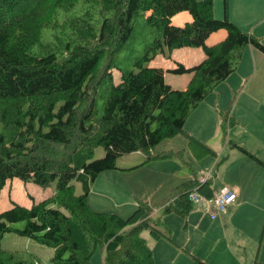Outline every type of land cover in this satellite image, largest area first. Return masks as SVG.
Wrapping results in <instances>:
<instances>
[{"label":"trees","instance_id":"1","mask_svg":"<svg viewBox=\"0 0 264 264\" xmlns=\"http://www.w3.org/2000/svg\"><path fill=\"white\" fill-rule=\"evenodd\" d=\"M79 2L0 0V199L15 179L43 189L58 181L54 196L0 212V264H39L34 255L25 259L5 249L7 234L53 248L51 264H94L98 249L103 264H156L143 233L149 230L156 241H173L160 229L162 220H154L156 209L188 218L194 209L190 194L196 190L211 198L212 182L201 183L190 167V180L154 205L140 200L127 218L93 210L92 184L100 174L117 170L119 158L128 154H145L140 166L179 158L182 152L157 151L178 135L188 138L197 158L216 156L187 132V121L236 71L247 47L264 54L262 40L229 19L228 0L222 19L215 17L214 0H85L98 9L99 30L90 10L70 15ZM182 12L190 13L192 21L173 25L172 18ZM140 17L153 38L138 55L129 43L136 38ZM220 30L227 32L226 38L207 45ZM165 48H201L205 53L198 65L177 63L169 70L192 75L185 90L168 85L163 68L145 67ZM124 50L130 54L127 65L120 59ZM114 70L120 72L117 85ZM101 94L104 112L98 117ZM232 146L264 167L240 146ZM99 147L105 156L94 160ZM75 181L82 184V195L76 194ZM19 223L22 227L13 226ZM194 258L196 264H207Z\"/></svg>","mask_w":264,"mask_h":264},{"label":"rangeland","instance_id":"2","mask_svg":"<svg viewBox=\"0 0 264 264\" xmlns=\"http://www.w3.org/2000/svg\"><path fill=\"white\" fill-rule=\"evenodd\" d=\"M84 1L85 0H80L71 11L70 15H80L90 10L94 14L93 20L99 30L102 20L98 15V9L91 6L93 2L86 4ZM216 8V12H221L223 4L216 3ZM216 18L222 19L223 16L220 14L219 18ZM260 21L264 22V18ZM136 25V38L130 41L129 47L131 44L135 45L138 49V55H141L144 51L145 44L152 40L153 35L151 33L152 29L146 25L144 18L140 17L137 20ZM252 26L257 28L258 24H252ZM262 30H264V25L261 30L257 29V31ZM249 33L255 35L254 29ZM260 40L264 43V38H260ZM178 50L179 49L170 51L165 48V53L159 54L153 61L147 63L145 67H166L165 63L167 60H170L171 53L175 52L174 54H179L177 53L179 52ZM201 52L204 51L202 50ZM182 55L184 56L185 54L182 53ZM120 56L123 64L127 65L130 63V54L127 50H124ZM136 71H138V69H136ZM259 74H264V70H260ZM113 75L114 84H119L120 72L114 70ZM246 86L248 88L247 91L250 94H255L256 98L261 103H264V76L262 78L256 76L253 77L252 80H249L242 77L239 71L229 79V81L215 89V91L207 97V100L203 101L201 103L202 105L199 106L201 109L205 110L216 106H220L223 111L228 110L229 108L233 110L236 107V102L240 100V92ZM98 102L97 116L99 117L102 116L104 112V99L102 98V94L101 99H99ZM225 112H228L227 120H223V117L222 120H219L218 130L215 136L199 129L205 136L207 134L210 136L208 137L206 144L216 152V156L197 158L193 150L189 147V141L185 135H178L172 139L165 140L157 147V151L170 150L174 147V149H176L175 151L182 152L179 158L168 160L171 163L165 162L160 163L159 165L151 163L139 166V164H142L144 161L146 157L145 154L137 152L122 156L117 162V170H112L110 172L107 171L100 174L92 184L89 203L93 210L100 213L117 214L123 218H127L134 213L138 207L137 199H139V201L142 200L143 195L151 197L150 205H154L170 194L169 192L173 185L177 183H180L179 185H181L191 179L193 173L190 167H193L198 173H203V170H205L206 172L202 174L205 177H208L209 173L212 172L213 175L211 176L215 177L214 180H216L217 172L219 171V173H221L226 165L228 160L227 154L233 151V148L227 141L229 132L232 128V122L230 121L232 111ZM251 125L252 128L264 131V114L253 117ZM233 154L240 153L235 151ZM104 156L105 149L99 147L96 150L94 160L101 159ZM242 158L248 160L245 156ZM247 163L258 167V170L261 171L259 165H256L251 161H247ZM105 174H122V179H110L109 184L116 188L114 197L109 193H105L110 199L108 200L107 205H101V188H104L102 183L104 182ZM17 183L18 182L13 183L12 186L13 191L14 187L16 189L15 194L13 195L10 193L12 196H17L16 198H18L19 190L16 186ZM57 184L58 181H55L50 187L43 189L35 184L28 183L26 185L28 190H26L25 194L29 197L32 196L34 201L40 202L55 195ZM73 184L75 186L76 194L82 195V184L77 181L73 182ZM5 198L10 200L11 197L8 194V197L5 195ZM33 198L31 199L33 200ZM230 208H228L226 212H220L213 204L207 205L206 210L194 206V209L188 218L178 214L165 215L162 213V209H156L153 215L154 220H162L164 224L160 225V229L164 232H169L173 241L171 242L163 239L158 243L151 237L149 230L143 233L144 238H147L150 244L155 243L159 246V248H155L154 250L155 263L196 264L194 257H197L207 264H253L256 261L264 264L263 212L256 214V216L254 215L255 218L254 216L252 217L254 221L249 223L247 221L248 216L246 211L239 212L232 216L234 209L229 212ZM13 226L20 228L22 227V224L19 223ZM167 228H169L170 231ZM3 247L7 250L16 252L25 259L34 255L39 264H51V259L54 256L53 248L39 245L28 238L20 237L16 234H7L3 239ZM93 263L103 264L102 252L100 249L96 251Z\"/></svg>","mask_w":264,"mask_h":264},{"label":"crops","instance_id":"3","mask_svg":"<svg viewBox=\"0 0 264 264\" xmlns=\"http://www.w3.org/2000/svg\"><path fill=\"white\" fill-rule=\"evenodd\" d=\"M214 2H215V16L219 18L221 14L224 17L225 15L224 0H217V2L216 0H214ZM216 3L223 4V8L221 12L219 11V13L216 12L217 9ZM228 9H229L228 10L229 19L233 23H235L241 30L245 32H250L252 31V29H254V34L257 36V38L258 37L259 39L264 38V30L257 31V29L261 30L264 25V22L260 21L261 19L264 18V0H228ZM191 21H192V16L188 12H182L172 18V24L180 27L184 26L185 24ZM252 24H258V27L254 28ZM226 36H227V32L225 30L217 31L208 38L207 45L209 46L215 45L223 41L226 38ZM178 51L179 52L177 53L179 54H174L175 52L171 53L170 60L169 61L167 60L165 63L166 67H162V68L165 70V79L168 85H170L175 90H185L192 80V75L189 74L174 75L170 73L169 70L174 69L177 66V63H183L188 68L193 67L201 63L205 59V54L204 52H201L202 51L201 48H196V49L183 48V49H179ZM182 53H184L185 55L183 56ZM181 56H183L184 58ZM260 70L261 71L264 70V54L259 50L249 46L245 49L241 62L237 66L236 71L229 77V79H231L239 71L242 77H245L246 79L249 80H252V78L256 76L262 78L264 74H259ZM229 79L227 81H229ZM247 86L240 92L241 94L240 100L236 102V107L233 110L228 109L223 111L220 106H216L213 108H209L208 110H205L200 108V106L202 105L200 104V106L193 111L190 118L188 119L186 124V130L191 136L195 137L196 139L206 144L208 137L210 136L208 134L205 136L203 133L200 132L199 129L208 132L211 135L213 134L215 136L217 134L219 120L220 119L222 120V117L226 113L225 111H230V112L232 111L233 117L231 116L230 113L231 116L230 121L232 122V128L229 132L227 141L228 144L233 148V151L227 154L228 160L226 162V165L221 173H219V171L217 172L216 180H214L215 177L211 176L213 175V173L211 172L209 173L208 176L210 177L208 180H206V182L207 181L212 182V197L209 199H212L215 193L223 187H229L234 191H236L238 199L236 203L229 209V212L232 209H234L232 215L234 216L239 212L246 211L248 216L247 221L250 223L254 221L252 219L254 215L256 216V214L258 213L260 214V212H263L264 214V167L259 163H257L255 160L251 159L250 157L242 153L238 148H234L232 145L235 144L240 146L241 148L246 150L249 154L253 155L255 158H257L258 160L264 163V131L259 130L257 128H252L251 125L253 121V117H256L260 114H264V103H261L256 98L255 94L252 93L250 94L247 91L248 89ZM175 150L176 149H174L173 147L172 149L165 151L178 152ZM235 151H238V153L240 154H233ZM158 152H162V151H158ZM243 156L247 157L248 160L242 158ZM247 161H251L256 165H259L261 171L258 170L259 169L258 167L253 166L252 164H248ZM165 162L171 163L168 160L153 161L151 163H155L159 165L160 163H165ZM204 172L206 171L203 170V173L197 172L201 183H206L202 181V178L204 176L202 174H204ZM134 173H138V172H134ZM105 175L106 176L104 178V182L102 183V185H104V188H101V205H107L108 200L110 199V197L105 195V193H109L114 197L116 188L112 187L109 184L110 179L113 180L122 179V174H109V175L105 174ZM16 182L19 183L16 184V186L19 188L18 190L19 199L16 198L17 196H12V194L14 195L16 192L15 187H14V191L12 187L13 183ZM179 184L177 183L173 185L171 187V191L177 186H179ZM26 185L27 183H24L23 181H20L18 179H15L7 183L6 187L2 191V195L0 199V212L12 208V206L15 203L25 207L32 206V204L34 203V198L32 196L29 197L25 194L26 190H28V187H26ZM171 191L169 193H171ZM8 194L11 197L10 200L5 198V195H7L8 197ZM31 198H33V200ZM142 200H146L150 204L151 197L147 195H143ZM138 202L139 199H137V205ZM156 242L159 243L160 241H156ZM148 244L153 251L155 250V248H159L158 244L155 243L150 244L149 241Z\"/></svg>","mask_w":264,"mask_h":264},{"label":"built area","instance_id":"4","mask_svg":"<svg viewBox=\"0 0 264 264\" xmlns=\"http://www.w3.org/2000/svg\"><path fill=\"white\" fill-rule=\"evenodd\" d=\"M209 177L210 176H203L202 181L206 182ZM189 198L194 205L201 208L202 210H206L207 205L213 204L220 212H226L228 208L236 203L237 193L229 187H223L215 193L212 199L207 198L197 191H193Z\"/></svg>","mask_w":264,"mask_h":264},{"label":"clouds","instance_id":"5","mask_svg":"<svg viewBox=\"0 0 264 264\" xmlns=\"http://www.w3.org/2000/svg\"><path fill=\"white\" fill-rule=\"evenodd\" d=\"M201 194V193H200ZM237 199H238V196H237Z\"/></svg>","mask_w":264,"mask_h":264}]
</instances>
